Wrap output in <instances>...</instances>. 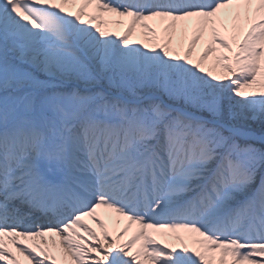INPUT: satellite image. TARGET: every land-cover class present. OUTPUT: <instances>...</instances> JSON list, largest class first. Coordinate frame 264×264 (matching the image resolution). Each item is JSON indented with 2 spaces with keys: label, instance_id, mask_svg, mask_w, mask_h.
<instances>
[{
  "label": "snow or ice",
  "instance_id": "6c2138e0",
  "mask_svg": "<svg viewBox=\"0 0 264 264\" xmlns=\"http://www.w3.org/2000/svg\"><path fill=\"white\" fill-rule=\"evenodd\" d=\"M0 264H264V0H0Z\"/></svg>",
  "mask_w": 264,
  "mask_h": 264
},
{
  "label": "bare ground",
  "instance_id": "6f19581e",
  "mask_svg": "<svg viewBox=\"0 0 264 264\" xmlns=\"http://www.w3.org/2000/svg\"><path fill=\"white\" fill-rule=\"evenodd\" d=\"M89 223H91V221H89ZM93 227H95V225H93ZM97 231H99V229H97ZM129 235H131V233H129ZM125 239H127V237H125Z\"/></svg>",
  "mask_w": 264,
  "mask_h": 264
}]
</instances>
